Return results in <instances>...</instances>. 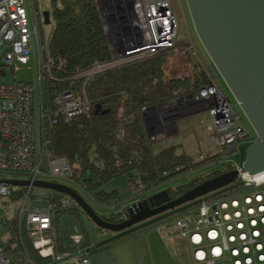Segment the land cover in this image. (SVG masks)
Here are the masks:
<instances>
[{"label": "trees", "instance_id": "1", "mask_svg": "<svg viewBox=\"0 0 264 264\" xmlns=\"http://www.w3.org/2000/svg\"><path fill=\"white\" fill-rule=\"evenodd\" d=\"M29 1L30 4L40 6L43 12H48L47 24L50 26L47 38L42 39L40 50V104L54 110L53 98L64 91L89 104L87 114L67 119L63 115H56L51 123L40 122V145H44L51 159L62 157L67 164V175L61 180L67 181L78 193V187L87 186L95 194L108 197L110 193L96 192L97 186L115 176L126 175L128 183L140 190L143 198L147 191L171 178L198 170L215 161L218 164V154L208 153L201 158L199 155V161H194L178 144L153 150L158 135H148L141 110L193 96L200 87L210 82L207 71L194 70L191 76L166 78L164 62L166 55L172 51L169 49L117 64L90 76L83 75L98 64L110 62L114 57L97 0ZM4 66L0 65V74H3ZM222 172V167H217L207 174H199L185 185L165 190L172 199ZM241 187L235 180L229 186L174 211L164 212L116 233L102 243L116 242L161 221L171 213L196 209L203 201L226 197L227 193ZM22 193L19 188H13L11 192L15 196ZM72 203L73 206L63 208V211H79L76 204ZM57 204L63 205L61 199L57 200ZM119 214H123L121 220L127 218L126 209ZM108 216L100 215L109 221ZM4 225L8 229L4 249L9 254L17 251L27 255L34 264L48 263V259L41 257L34 249L30 237L18 230L16 215L6 218ZM52 232L55 235L52 239L54 251L67 252L66 248L60 249L56 228L51 223L49 235ZM78 247L74 245L71 249Z\"/></svg>", "mask_w": 264, "mask_h": 264}, {"label": "built area", "instance_id": "2", "mask_svg": "<svg viewBox=\"0 0 264 264\" xmlns=\"http://www.w3.org/2000/svg\"><path fill=\"white\" fill-rule=\"evenodd\" d=\"M108 1L112 12L111 24L118 29V50L112 48L113 60L98 64L83 75L90 76L126 61L173 49L178 18L170 0H132V13L129 10L131 0ZM31 36L37 43L40 59L37 29L29 27L24 1L0 0V65L13 67L27 64ZM188 50L197 57L191 45ZM38 77L40 80V70ZM53 102L54 110L40 104L41 123H51L56 115L67 119L89 111L87 102L66 91L56 94ZM155 108V112L147 115V128L160 130L161 133L173 129L169 121L179 116L181 111H204L209 120L207 129L224 154L222 170L236 169V180L242 186L264 182V170L257 173L241 171V165L231 159L238 144L245 138L246 130L240 114L211 76L210 82L200 87L193 96L178 98ZM141 110L144 113L147 109ZM33 121V86L15 80L0 83V180L34 181L42 173L41 160L47 153L44 145L36 149ZM48 169L49 176L61 179L68 171L62 157L50 159ZM13 188L0 182V195H10ZM30 190L28 186L20 211L16 214L17 228L30 237L34 249L41 257L47 258L48 263L58 262L70 253L54 251V243L49 236L52 223L50 209L25 206ZM194 214L192 218L173 220L178 235L190 245L194 264H264V192L255 188L251 193L237 197L203 201ZM4 217L6 219L7 216L0 215V225H4ZM87 263V259L81 260V264ZM0 264L34 263L27 255L17 251L9 254L4 244H0Z\"/></svg>", "mask_w": 264, "mask_h": 264}, {"label": "rangeland", "instance_id": "3", "mask_svg": "<svg viewBox=\"0 0 264 264\" xmlns=\"http://www.w3.org/2000/svg\"><path fill=\"white\" fill-rule=\"evenodd\" d=\"M24 6L27 11L29 27L31 30L33 27L37 29V36L39 39V44L41 45L42 39H46L50 30L48 24L43 23L42 9L35 3H31L29 0H23ZM171 8L177 15L178 18V29L177 37L174 43L172 51L165 57L164 67H165V77H186L191 76L193 71L196 72L204 71L206 64L200 62V57L205 55L196 32L193 27L192 19L189 13V9L185 0H170ZM106 30L107 25L105 24ZM191 45L195 51L196 56L191 55L188 50V46ZM112 47V46H111ZM30 55L28 63L25 65L16 64L15 66H4L3 74H0V83H10L14 80L29 82L34 88V136L36 149L40 146V102H39V52L38 46L34 39V36L30 37ZM113 51V50H112ZM114 53V52H113ZM207 55V54H206ZM205 64V65H204ZM208 72V71H207ZM221 78V77H220ZM222 89L225 90L231 104L235 107L236 111L240 114L242 123L246 130L245 141L238 144L236 152L231 155V159L237 163L242 164L246 158L247 148L254 141L253 138L256 137V133L249 123L248 119L245 117L243 111L235 101L234 97L226 87L225 83H220ZM178 124L179 130L177 134L172 135L174 129L168 130V135L162 136V134H157L158 137L153 143V150H159L165 146L172 144H178L189 154L194 161H199L203 156L208 155L205 150L207 147L212 146V150L218 154V164L214 163L206 165L198 170L188 171L180 176L171 178L165 183L159 185L157 188L147 191L146 196H150L153 193L164 190L166 188H175L181 185H185L192 181L199 174H207L209 171L216 169L217 167H222V161L225 159L224 154L221 149L215 143L212 132L208 131L207 125L209 124L208 117L204 111H195L190 113V111H181L179 116H176L170 121L175 125V121L180 120ZM169 121V122H170ZM183 126L184 129L181 127ZM180 127L183 129L181 130ZM207 131L211 135V139L214 141L215 145L211 141H204V137ZM172 135V136H170ZM196 136H199L202 140L198 141ZM198 152H203V154L197 156ZM51 157L44 155L41 160V170L42 173L38 175L37 179L41 180H55L60 183L69 185L65 180H61V177H51L48 175V162ZM22 178V177H19ZM22 190V195L15 196L10 195H0V215L7 216L6 218H11L18 214L20 207L23 202L24 195L27 191V187H14V190ZM76 188V186H75ZM264 192V182L257 185H243L240 189L232 190L227 193L226 197H237L243 195L244 193H251L254 189ZM80 195L85 199V201L99 214V215H109V222L118 223L122 221V215L119 213H124V210L132 203L140 200L143 193L133 188L127 181L126 175H118L112 179L100 184L96 188L97 191H102L105 193H110L107 196L98 195L92 192L89 187L83 186L77 189ZM61 199L62 204H57V200ZM28 201L25 206L28 208L33 207H47L50 209L51 221L53 226L57 229L59 237L65 238V241L69 240L70 243H82L86 242L93 245V243L98 240H102L107 237H113L116 233L108 230H102L97 228L89 218L81 211L71 212L63 211V208L73 206L72 201L65 197L62 193H57L49 189L31 187L30 193L28 195ZM195 209H187L180 212L171 213L162 220L164 222H171L175 218H192L194 217ZM5 219V217H4ZM7 228L4 225H0V244H4L7 239ZM52 239L55 238L54 232L50 235ZM77 238V239H76ZM80 239V241H79ZM63 242V241H62ZM81 245V244H80Z\"/></svg>", "mask_w": 264, "mask_h": 264}, {"label": "water", "instance_id": "4", "mask_svg": "<svg viewBox=\"0 0 264 264\" xmlns=\"http://www.w3.org/2000/svg\"><path fill=\"white\" fill-rule=\"evenodd\" d=\"M198 40L217 73L253 127L256 138L247 148L241 171L257 173L264 170V0H185ZM107 38L117 51L118 29L111 24L112 12L108 0H97ZM132 0L129 10L132 13ZM44 24L48 12L42 13ZM151 106L143 113L155 112ZM174 132L175 125L171 124ZM148 135L160 134L151 131ZM237 170H227L194 185L175 198L160 190L145 196L127 207V218L118 223L100 215L71 186L53 180H0L12 187H38L66 195L79 211L99 229L119 233L164 212L200 199L232 184ZM154 206V207H151Z\"/></svg>", "mask_w": 264, "mask_h": 264}, {"label": "crops", "instance_id": "5", "mask_svg": "<svg viewBox=\"0 0 264 264\" xmlns=\"http://www.w3.org/2000/svg\"><path fill=\"white\" fill-rule=\"evenodd\" d=\"M200 59V62L206 64L205 70L208 71L212 80L227 96L220 84L223 81L208 56L205 54L203 57H200ZM180 121L181 119L175 121L176 131L173 132L172 135L178 133V124ZM181 127L184 129L183 126ZM181 127L180 129L183 130ZM205 133L204 141H212L215 145L214 141L211 139V135L207 131H205ZM160 134L165 137L168 135L167 132ZM255 138L256 137H254L253 140H255ZM196 139L198 141L202 140L199 136H196ZM243 141H245V138ZM181 149L183 150L182 147ZM207 149L205 153L214 152L212 146L207 147ZM198 153L197 156L203 154V152ZM215 162L212 163L216 165ZM55 234L59 239L60 249L66 248L70 255L58 262L47 264H81V260L83 259L88 260L87 264H194L191 258L190 245L185 239L178 235L173 220L167 223L161 220L155 224L143 227L116 242L102 243L111 238L107 237L98 240L91 246L85 241L82 243H70L69 240L65 241L64 237L60 239L57 229ZM74 245H79V247L72 250L71 247Z\"/></svg>", "mask_w": 264, "mask_h": 264}, {"label": "flooded vegetation", "instance_id": "6", "mask_svg": "<svg viewBox=\"0 0 264 264\" xmlns=\"http://www.w3.org/2000/svg\"><path fill=\"white\" fill-rule=\"evenodd\" d=\"M151 207H154V206H151Z\"/></svg>", "mask_w": 264, "mask_h": 264}]
</instances>
